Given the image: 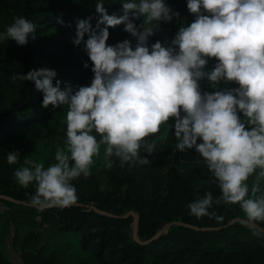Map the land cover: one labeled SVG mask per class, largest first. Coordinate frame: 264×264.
<instances>
[{
  "label": "clouds",
  "instance_id": "1",
  "mask_svg": "<svg viewBox=\"0 0 264 264\" xmlns=\"http://www.w3.org/2000/svg\"><path fill=\"white\" fill-rule=\"evenodd\" d=\"M104 3L96 2L97 28L81 19L72 40L77 46L83 41L91 61L94 76L89 86L62 87L60 81L54 83L56 71L46 67L12 77L33 81L43 94L42 107L67 106L65 146L57 147L55 162L45 167L28 161L30 166L14 172L21 187L35 186L30 205L38 211L74 205L78 197L72 181L91 175L101 145L108 168L113 157L129 167L149 163L140 149L150 155L156 145L145 137L173 118L176 149L195 148L220 189L215 200L207 192L190 202L189 214L223 221L222 215L210 211L213 203L236 204L245 225L264 221V0H187L194 21L181 26L170 45L158 40L151 48L147 42L158 23L179 15L165 0H122L124 14L119 17L107 14ZM129 13L142 17L139 27ZM122 23L136 40L134 48L128 39L106 43L109 27ZM35 33L36 25L19 16L0 32V42L11 39L24 46ZM210 58L217 62L206 71ZM201 80L215 91L202 93ZM227 82L238 87H223ZM18 159L15 151L6 156L8 164ZM253 173L249 195L246 181Z\"/></svg>",
  "mask_w": 264,
  "mask_h": 264
},
{
  "label": "trees",
  "instance_id": "2",
  "mask_svg": "<svg viewBox=\"0 0 264 264\" xmlns=\"http://www.w3.org/2000/svg\"><path fill=\"white\" fill-rule=\"evenodd\" d=\"M96 2L0 0V32H5L19 16L36 25L35 39L24 46L11 39L0 42V195L21 202L0 200V264H13L11 250L21 264H264V221L245 225L244 214L236 204L213 203L210 211L222 215L223 221L189 214L190 202L207 192L215 200L220 189L195 148L183 152L176 149L173 118L161 125L160 131L145 137L161 145L150 155L141 147L140 155L147 156L149 163L129 167L113 157L116 165L103 169L111 189H100L94 175L101 169L97 166L88 177L72 181L78 197L75 204L83 206L38 211L30 205L29 194L34 193L35 186L21 187L14 172L30 166L29 155L36 148L49 147L42 160L33 161L45 167L55 162L57 147L65 146L66 141V113L60 111L66 105L42 107L43 94L35 89L34 82L14 81L12 77L46 67L56 71L54 83L58 80L62 87L89 86L94 76L91 61L88 55L74 53L85 51L83 41L77 46L72 40L81 19L97 28L100 15ZM165 3L179 15L172 22L158 23L152 38L162 46L170 45L179 28L195 19L187 8V0ZM104 7L109 15L124 14L122 0H105ZM129 20L138 25L142 17L129 13ZM108 30L109 36L125 33L123 23ZM216 62L210 58L205 70L211 71ZM199 84L202 93L215 91L207 80ZM223 87L233 89L238 85L227 82ZM238 115L243 119L242 114ZM101 149L104 150L103 145ZM13 151L19 159L16 164H8L6 156ZM255 179L253 173L246 181L249 195ZM158 180L161 188L157 187ZM261 188L264 190V179ZM129 212L137 215L140 242L134 239V217H125ZM172 222L190 227L171 226L156 236Z\"/></svg>",
  "mask_w": 264,
  "mask_h": 264
},
{
  "label": "rangeland",
  "instance_id": "3",
  "mask_svg": "<svg viewBox=\"0 0 264 264\" xmlns=\"http://www.w3.org/2000/svg\"><path fill=\"white\" fill-rule=\"evenodd\" d=\"M142 24V21L140 20L138 22V27ZM108 39H110V43H107L108 45H116L117 43L119 42H122L124 39H128L130 42H131V45L132 47L134 48L135 47V44H136V40L134 37H132L129 33L125 32V33H121V34H111V36L108 37ZM154 43V39L152 38V36L149 37L148 39V47L151 48V45ZM75 54H77L78 56H82V55H87V53L85 51H77V52H74ZM60 111H61V114H65L67 113V106L66 108L65 107H61L60 108ZM64 117H66V114L64 115ZM156 149L154 152H157L158 150H160L161 148V145H158L156 144ZM46 148L44 147H41V148H36L34 149V151L32 152L33 154L32 155H29L30 157V161H33L34 158L38 159V160H42V157L43 155L45 154L46 151H48L49 147L48 146H45ZM114 159V158H113ZM93 164L91 166V169H93L95 171L96 167L97 166H100L101 169H98L95 171V176L98 180V183H99V187L101 190L105 191V190H109L111 189V186L108 182V180L106 179L105 175H104V170L103 169H108V167H106L105 165V161H104V150H102L100 148V153L98 156H95L93 157ZM115 161V160H114ZM116 165V161L114 162L113 166ZM157 184V187L161 188L162 184H161V181L158 180L156 182ZM1 207V206H0ZM135 214V212H134ZM136 215V214H135ZM11 253V260H12V263L13 264H21V261L19 260L18 256L11 250L10 251Z\"/></svg>",
  "mask_w": 264,
  "mask_h": 264
},
{
  "label": "water",
  "instance_id": "4",
  "mask_svg": "<svg viewBox=\"0 0 264 264\" xmlns=\"http://www.w3.org/2000/svg\"><path fill=\"white\" fill-rule=\"evenodd\" d=\"M0 200H7V201H10V202L21 203V202H19V201H16V200H14V199H12V198H10V197H6V196H4V195H0ZM72 206H83V205L74 204V205H72ZM87 207H90V206H87ZM96 211H97V210H96ZM97 212H98V211H97ZM101 214H104V215H107V216L113 217V215H111V214H109V213H106V212H101ZM129 216H133V217H134V239H135L136 241L140 242L139 239H138V236H137V226H138V218H137V215H135L134 212H129V213H127V214L125 215V217H129ZM235 220H238V219H235ZM235 220L231 221L230 224H232ZM171 226H186V227H190V226H188V225H186V224H183V223H181V222H172V223H168V224H166V225H165V226H164V227H163V228L157 233L156 236H159V235H161V234H163V233H166V232L169 230V228H170ZM195 229H197V228H195Z\"/></svg>",
  "mask_w": 264,
  "mask_h": 264
}]
</instances>
